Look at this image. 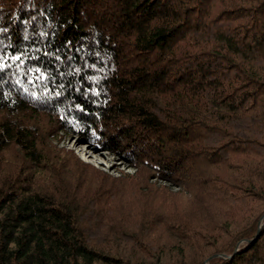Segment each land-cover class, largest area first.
I'll use <instances>...</instances> for the list:
<instances>
[{
	"label": "trees",
	"instance_id": "trees-1",
	"mask_svg": "<svg viewBox=\"0 0 264 264\" xmlns=\"http://www.w3.org/2000/svg\"><path fill=\"white\" fill-rule=\"evenodd\" d=\"M0 264H264V0H0Z\"/></svg>",
	"mask_w": 264,
	"mask_h": 264
},
{
	"label": "rangeland",
	"instance_id": "rangeland-1",
	"mask_svg": "<svg viewBox=\"0 0 264 264\" xmlns=\"http://www.w3.org/2000/svg\"><path fill=\"white\" fill-rule=\"evenodd\" d=\"M60 137H62L60 140L53 141L58 147L71 150L80 160L105 170L113 176H120L123 172L131 174L135 172V168L130 167L111 153L90 146L75 136L62 134ZM160 183L168 186L171 191L178 189L164 181H160Z\"/></svg>",
	"mask_w": 264,
	"mask_h": 264
}]
</instances>
